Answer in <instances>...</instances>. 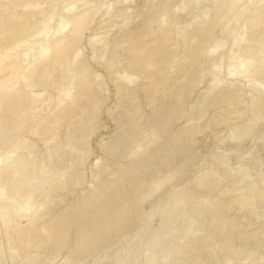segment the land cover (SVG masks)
<instances>
[{
    "label": "bare ground",
    "instance_id": "bare-ground-1",
    "mask_svg": "<svg viewBox=\"0 0 264 264\" xmlns=\"http://www.w3.org/2000/svg\"><path fill=\"white\" fill-rule=\"evenodd\" d=\"M135 1L137 0H112L110 5L112 7H116L115 11L112 12L108 9V7L102 10L98 3L96 6L86 7L84 0H0V41H3L6 44L4 48L1 46V49L0 47V144L2 142L1 139L5 138L2 136L11 134L9 137L16 139V136L13 137L12 135H16L19 130V132H21L22 128L26 127L28 124L26 127L27 131H24V134L27 132L26 136L23 135L24 137H22V139L16 143L14 140L9 139L14 141L12 143L15 144L12 145V143L9 141L12 146L10 147L9 143L8 145L10 148H7V150L0 153V248L5 241L9 245L7 246L10 249L9 253L11 257H14L21 251L24 253L23 257H29L30 254H32H29V248H32L33 246H42L47 249L51 246L52 242L58 246L57 250L60 251L69 243L70 231L65 230V232L62 233L58 232V230L61 229L59 227L63 222V214L61 217L54 218V220L50 222V225L44 223L45 221H43L44 224L40 226L37 225L38 227H33V225L38 220H42L40 219L42 215H46L43 214V211L48 212L47 209L51 207L50 204L53 201L51 193L54 190H65L67 187L69 189L70 186H74L77 183V179H73L74 174L72 175V178H69L72 174L69 173V170L72 171V168L75 167L74 162L79 156H81L79 158H82L81 160L84 158L86 159L85 154L81 153L79 148L82 143V139H85L83 138L85 134L84 132L88 130L90 131V128L94 123V119H97L95 118L96 115L94 112H98V106L100 105L102 99L96 97V89H98V85L95 83L98 82V78H91L89 67L87 65L88 61H86V59L81 56L78 45L83 34L85 33V30H87L92 25L96 18L101 19V24L99 25L103 26L102 24L106 23L107 25H104L103 28H100L102 31L98 29L99 33L97 32L92 35L89 38V43L92 46H98L97 50L100 51V54L96 55L97 58H93L102 60L104 65H106L110 71H108V73L113 71V66L116 59L115 56L119 48L128 45L126 50L129 54V62L127 61L128 64L124 67L122 66L123 69H121L119 72L117 71L119 76V85H117L118 87H116V91L119 97H121L122 101L125 100L126 97L133 96L134 88H130L129 90V87L135 82L136 79L139 80V77L142 76L145 77V80L146 78L151 80L152 84L149 82L151 85L157 83L155 86L162 88L160 83H163L162 81H164V79L168 76L166 70H170V68H178V65L182 67L184 66L183 63L181 64L180 59H178V54L176 53L178 50L174 51V49L181 48L184 52L183 59L191 61L192 65H202L204 59L211 57L214 58V63L209 69L204 70V68H199L198 72H196V76H199L198 78L201 76V78L204 79L205 76L211 75L210 81L208 82V96L215 91L223 93L224 91L228 92L230 89L235 88L237 84L240 85V83L248 82L249 89L253 95H251V102L247 105V110L243 107L244 111L246 110L247 112V116L243 124H236L231 127V134H229V136L234 143L239 144L246 140L252 133H254L258 123H261V121L263 122L264 120V36L260 37L261 39L257 38L258 40L254 39L253 36V34L259 28L264 26V0H186V3L192 2V7L201 6V9L203 7L204 12L196 15L195 17L193 16L194 18L188 24H182L180 27L177 14L175 12L178 1L163 0L161 3L157 4L158 0H145L144 2H141L137 5H133V2ZM44 4L48 5V10L45 11L47 12L46 19L43 20V16L45 18V15H43L41 17L42 21L40 23L36 17V20L40 24L35 21L33 26L36 27L33 29L31 28L32 19L35 16H39L38 14L44 11ZM122 6L123 8H120ZM145 9H148L147 11H151L148 13V16L146 17V20L143 22L142 26L140 25L136 28L130 29V27H128V23H130V21L126 23L127 20L124 19L122 21H126V24L122 22V24L125 25H122L123 27L121 26L119 28L120 34L114 35L113 37L110 36L109 32L111 33V30L108 28L106 29V27H108L111 21L115 22L116 19L122 17V15H119L118 17V13H126L129 20L131 18L133 22L137 17L140 18L143 15L142 12ZM20 11H22L23 14H21ZM189 14L191 13L187 11L188 16ZM56 16L59 18L57 20L58 23L55 26H52L51 22L53 19L55 20ZM217 28L222 32L229 34L228 50L225 51L228 42L226 40L221 41L222 39H218L219 41H213L211 46L207 45L210 46L207 50L202 51L205 48V44H208L212 41V34ZM175 34H177L178 37L177 41L170 42V37L174 36ZM156 40H160L161 46H158L159 48L153 44ZM171 49H173V52H167V50ZM237 54L239 55L237 56ZM117 56H119V54H117ZM225 58L228 60V69L224 68L223 63L225 62ZM153 63H157V66L156 68L153 66L155 69H150L149 67H151ZM184 71L187 72L188 68L186 69L185 67ZM100 78L101 77H99V79ZM236 81L238 82L236 83ZM158 82L161 86L158 84ZM151 85H148L149 88H152ZM183 85L184 84L182 82V86ZM49 88L57 89L56 96L47 92ZM235 89L232 90L234 91ZM100 90L101 89H98L99 92ZM157 90L158 88L153 89L152 92H156ZM127 91L132 92L127 94ZM160 91L162 90L160 89ZM165 91L166 90H164V92ZM240 91L229 93V97H227V99L225 98L227 107L221 109L222 111L216 120H214L215 118L213 119L214 122L216 121V124H223L224 122L228 123L230 121L229 117L234 114V116H237L235 117L236 120L242 116L244 112L242 107H239V110L237 109L238 106L242 105V100L244 99H242V91L241 93ZM186 93H191V91H186L184 94ZM222 94L221 96H223ZM176 95L178 96V94ZM224 95L226 94L224 93ZM171 97L172 95L169 98ZM173 97L174 99L176 98L174 95ZM153 98L154 97H149V100L153 101ZM217 98L221 97L216 96V98L213 99ZM83 99L88 100V108L91 110L90 113L88 112V117L82 122L79 121L80 123L77 125L74 124L75 127L72 130L68 129L70 131L66 135V142H61V144L63 143L62 145L57 144L59 141L58 139L56 141V138H54L56 135V130L61 127V122L65 117H67L66 115H68L69 112L74 113L76 109V112L78 111L80 108L79 104ZM146 100L148 99L146 98ZM206 100L207 98H205L201 104L207 102ZM164 102L165 101L162 103ZM173 102H168L166 105L161 107L152 104V106L154 105L156 107L152 109L153 112L151 117L156 115L160 116L163 114L162 112H166L167 115L175 113L174 115L176 116V108L178 106L174 108L175 105ZM217 102L219 105L220 102ZM244 102L245 101H243V103ZM162 103L160 104L162 105ZM208 104V106H210V103ZM214 106L216 105L214 104ZM211 107L212 106L209 108ZM47 109L50 110V113L46 117L43 116L42 113L46 112ZM174 109L176 110L174 111ZM129 112L132 111L129 110ZM133 114L131 113L132 118L130 121L131 123L136 124L139 118L132 116ZM174 115L173 118L175 117ZM25 117H28V119ZM169 117L170 116H167V119L163 121H158V123L154 125V129L150 131V134L146 132L144 135H139V133L136 135L135 131L137 130L134 131V134L132 132L133 128L130 126V128H128L129 131H125L121 134L119 132L120 136H117V141L112 142L113 146L108 147L110 150V156L113 153V155H116V148L119 149L121 144L125 142L128 144L136 143L138 148H143L141 153H144L147 149L145 147L148 146H142L141 143H143V141H145V139L148 137H150V143L148 144L150 147H155V145L159 146L158 143L155 144L156 141H154V139L157 137V131L160 128H164V126L167 128L168 119L170 120ZM155 119H157V117ZM127 120L129 119L127 118ZM134 126L135 125H133V127ZM67 128H69V125ZM193 129H198V127ZM200 130L201 129L195 130L193 132H199ZM183 131L187 132L186 128ZM79 134L82 135L80 136ZM35 135L37 138L39 137V141L41 139L45 142L44 144L46 146V151L44 152V157L48 161L46 167L43 166V161L39 154L37 156L32 151V149H35L34 146L36 147L37 145L36 142L30 143ZM17 136L19 137V135ZM160 136L161 135H158L159 138ZM181 140V136L178 135L174 138V140H168L169 142L167 141V143L164 141V145L153 148L152 152L149 151L151 153L148 154L147 159H144L145 161H137V159L132 162L129 161L131 163L129 165L126 164L129 169H125L126 172L130 173V175L133 174L135 177L136 175H134V173L139 171L142 166L146 167L148 164H146V162L151 161L158 155L162 156V152H166L167 148L168 151L171 150L169 149V146H175V148L180 146V143H182ZM260 140H262L261 142H264V136L260 138ZM118 143H121L120 146ZM24 149L29 150L27 155L21 152ZM183 149L184 148H182V151H185ZM17 150L22 154H18ZM105 150L107 151V149ZM136 150L137 149L134 151L138 152ZM173 150L175 149L173 148ZM122 151L124 150L122 149ZM12 153L14 155L10 157L9 154ZM168 153H170V155L173 153L174 156L165 154L166 157H162V161H160L161 163L159 162V168H161L159 170L162 172V169L164 168V170L166 169L165 172L162 174L159 173V171H156L160 174L159 177L156 179L152 178L153 180H150L151 182L149 181L150 183L146 184V186L144 183L140 182V180L132 183V191L130 189H126L124 187L126 184L124 185V183H126L125 181L128 179V177L126 176V172L122 171L115 177V179H113L114 181L111 183H105L100 187L99 190H97L98 187H93L96 188V190L94 189L95 191L92 190L93 194L90 193L93 196L91 195L92 197L89 200H85L87 201L86 204L80 209V214L78 213L80 217L85 219V221L77 227V231H79L77 233L78 235L74 244L71 242L75 246L70 252L69 258L66 257V259L70 260L73 256H78L80 254L82 255L86 252L90 253L92 248L104 240L109 239L111 235L121 232L126 227V223L129 221L128 214H130V204L134 198H137L136 203L140 202V204H142L141 202H144L146 199L148 200L151 198V196H155L156 193L161 189L163 190L164 186L166 187L167 185L168 187L169 184V187H171L170 183L172 181L175 182L174 180L181 174V167H173L175 166L173 165V163H175V158H177V155L181 152H177L176 149V153L173 151H169ZM66 154H70L69 159L73 162V165H71L72 168L70 167L69 169L68 167L65 170H58V164L61 163ZM134 155L132 153V156ZM222 157L215 155L214 158L217 160V162L219 161L221 165L219 166L223 169L221 170L224 171V175H220L216 169L210 168V170L208 169L209 171L206 172L205 175L196 177V180L192 181L191 186H189L190 184L187 186L185 184L183 187H175L173 190H169L167 195H165V206L163 208L159 206L161 209L157 210L158 205H153L151 210L147 212L141 219V225L139 226L138 232L136 235H134V237L127 240L126 242H123L122 246L120 243V247L116 246V249L113 248V250L115 249L114 254L113 250L111 253L109 251L108 253L112 254V257L111 255L107 256L106 254L105 256L103 255L104 257L101 256L103 257L101 259L98 255L100 259H96L92 263L210 264L209 262H211L213 264L211 261L213 260L215 261L214 264H221L223 262H225V264H231V261H233L232 264H264V254L262 257H256V254H254V248L252 249L248 245V240L250 239H253L254 241L256 240V243L258 241V244H260L264 238V235L262 238L258 236V228L253 229V227L257 225H260L258 227H264V213L262 214V212L258 211H262L263 208H257V206H260L258 204H264V174L261 172L259 173V171L257 172L255 169V171L253 169L251 170L249 167L250 165L248 166L249 162L246 160L243 161V166L241 165L239 167L238 165L239 168H231V166L228 164L229 160H223ZM113 159L114 156L112 160ZM254 162L257 161L254 160ZM98 163L99 162L96 164ZM181 163H183V161ZM250 163H252L251 160ZM66 164H68V162ZM145 164L146 166H144ZM100 166L102 167V165ZM104 167H102V169ZM104 169L103 172H105L107 168L105 171ZM121 170H123L122 167ZM67 173H69L70 176ZM98 174L99 173L97 172V175ZM78 179L80 180V178ZM46 184H49L48 190L45 189ZM222 184H224L226 188H223L224 190H222L221 196H226L218 197L214 200L210 197L207 198L206 201L203 199L204 201L202 202L194 203V205L191 207V213L194 217H192V219L188 218L189 220L187 219L188 221L186 222H184L186 219L183 220L181 222L183 225L180 228L179 226L175 228L178 230L173 229L174 223L179 221H177V219H181V217L188 214V212H184L186 208H183L185 210L183 212H181V210V213L178 215L174 214L176 211L178 212L176 208H178L179 205L182 206L181 204L183 202H187L189 200L197 201L201 193L213 191ZM23 188L28 190V192L26 191L27 196L21 199L20 192ZM143 188L145 189L144 191ZM230 191H233V194ZM227 193H231L232 196L230 195L231 197L227 198ZM35 198H42V203L40 202L41 204H39V202H36L38 199L36 200ZM36 203H38V205ZM159 203L160 202L157 204ZM173 205L177 206L176 208L174 207L176 211L171 212ZM174 208L172 210H175ZM237 209L244 211V220L241 219L238 221L233 218V222L232 219L229 221L230 218H227L228 211ZM157 216L160 218V221H158V226H156L154 223V220ZM25 218L27 221H29L27 225L22 224V220ZM198 220H200V223L202 222L203 227L204 225H207L212 227V230L213 227L217 228L224 226L225 228L229 224H233L232 227L233 230H235V234L238 236V238H241L244 241L242 247H227L226 252L224 251L225 256L222 257L224 260L221 259L217 253L212 257V255H209L211 237H206V234L199 237L201 235V231L199 232L196 228L194 229V226L198 223ZM245 222L251 224V231L257 230V232H251L249 230V233L247 230L248 228L244 227L242 224ZM74 226L72 225L73 229ZM218 229H216V231H218ZM212 235L213 234H211V236ZM260 246L261 245H259V247ZM38 249L40 248L38 247ZM211 249H213V246ZM203 251H206L207 253H203ZM256 252L257 251H255V253ZM191 258H194L192 263H190ZM69 263L67 261L63 264ZM80 263L83 264V261L79 262L78 264ZM47 264L56 263L52 259L50 262L48 261Z\"/></svg>",
    "mask_w": 264,
    "mask_h": 264
},
{
    "label": "rangeland",
    "instance_id": "rangeland-1",
    "mask_svg": "<svg viewBox=\"0 0 264 264\" xmlns=\"http://www.w3.org/2000/svg\"><path fill=\"white\" fill-rule=\"evenodd\" d=\"M84 1H85L84 3H85L86 7L96 6L97 3H98L102 10H104V9H106L108 7V9L113 12V11H115V8H116V7H112L110 5L112 0H84ZM144 1L145 0H137V1L133 2V5H135V4L137 5V4H139L141 2H144ZM162 1L163 0H161V1L158 0L157 4L161 3ZM176 1H178V3L176 5L175 12H176L177 17H178V23L180 24V25L178 24L179 27L182 24H188L196 15L201 14V13L204 12V8L202 7V9H201V6L200 7H192V5H191L192 2L191 3L190 2L186 3V0H176ZM174 4H175V2H174ZM44 7L46 9L44 8V11L42 13L38 14L39 16L33 17L32 24H31L32 26L34 25L33 23H35V21H37V20L41 23V21H42L41 17L43 15H45V18L43 16V20L46 19L47 12H45V11L48 10L47 9L48 5L44 4ZM120 8H123V6L120 7ZM19 9H21V8H19ZM148 9H150V8H148ZM147 10L145 9L142 12L143 15L140 18L137 17L133 22H132L131 18L129 20V18L127 17L128 15L126 13H124V12L118 13V17H119V15H122V17H119L120 19L119 18L116 19L117 18L116 17L115 18L116 20L114 19L115 22L111 21V23L108 25V27H106V29L108 28L109 30H111V33L109 32L110 36L113 37L114 35L120 34L119 28L123 25L122 22L123 23L126 22V21H122L124 19L127 20L126 23H128L130 21V23H128L129 24L128 27H130V29L136 28V27H138L140 25L142 26L143 22L146 20V17L148 16V13L151 11V10L150 11H147ZM153 11H154V9H153ZM185 11H186V13H185ZM187 11H189L191 13V14H189V16L187 15ZM20 13L23 14L22 11H20ZM123 14H125V15H123ZM39 19H41V20H39ZM58 19H59L58 16H56L55 20L54 19L52 20V22H51L52 26L53 25L55 26L58 23V21H57ZM38 21H37V23L40 24ZM99 24H101V19L96 18L95 21L92 23V25L87 30H85V33L83 34L82 39H81V41H80V43L78 45V47L80 49L81 56L83 58H85L86 61H88L87 65L89 67V72L91 74V78H93V79L98 78L97 79L98 82L96 80L97 83H95V84L98 85L97 86L98 89L102 90V91L100 90V92H99L98 89H96V97L102 99L100 105L98 106V112H94L95 115H96L95 118H97V119H94V123H93L94 125L92 124V127L90 128L91 130L90 131L88 130V131L84 132L85 134H84L83 138H85V139H82V143H81L80 148H79L81 153L85 154L86 159L84 158L83 160H81L82 158L79 159L81 156L78 155L79 157L74 162V166L75 167L73 166L74 168H72L71 165H73V162L69 159L70 158L69 157L70 154H66L65 155V157L63 158L61 163L58 164L59 165L58 166V168H59L58 170H63V169L65 170L68 167L70 169V167H71L72 171L68 169L70 171L69 172L67 170L70 174L72 173L71 176H70L69 173H67L70 176V177L69 176L68 177L72 178V175L74 174L73 175V179H77V183L74 186H70L69 189L67 187L65 190L64 189H58L57 191L54 190L51 193V197L53 198V201L50 204L51 207H49L47 209L48 212L43 211L44 212L43 214H46V215H42V217L40 218L42 220H38L36 222L37 224L35 223L34 224L35 226L33 225V227H38V226H40V225H42L44 223H47V224L50 225V222L53 221L54 218L61 217L62 214H63V216H62V217H64L62 219L63 222H62V225H60L59 228H61V229H59L58 232L62 233V232H65V230H69L70 231L69 243H68V245L65 246V248H63L60 251L57 250L58 246L54 242H52L51 246L47 248L48 250L45 247H42V246H38L40 249H38L37 246H35V247L33 246L32 248H29L28 249L29 254L32 253V254H30L29 257H26V256L23 257V255H24L23 251H21L20 253L16 254L14 257H11V255L9 253L10 249L8 247L9 245L4 241L2 246H1V248H0V264H47L48 261L50 262V260H52V259L54 260V262L56 264H63L64 262H67V261H68V263L70 262L69 264H78L79 262H82V261H83V264H84V262H85V264H93L92 263L93 261H95L96 259H100V258L102 259L106 254H107V256L111 255V257H112V254H109L108 252L110 251V253H111L113 248H115L116 246L120 247L119 246L120 243H121L120 245L122 246L123 242H126L127 240H129L132 237H134V235H136V233L138 232L139 226L141 225V223H140L141 219L144 217V215L147 212H149L151 210L153 205H158L157 210H159V209H161V208H163L165 206V202H166V196L165 195H167V192L169 190H173L175 187H177V188L178 187L180 188V186L183 187V186H185V184H186V186L189 185V184H190L189 186H191L192 185V181H195L196 177H201V176L205 175V173L208 172L210 170V168L211 169H216L220 175H224V173H223L224 171H222L223 169L220 167L221 165H220L219 161L217 162V160L214 158L215 155H219L220 157L223 156L224 157V158L222 157L223 160H227V161L229 160L228 164H229V166H231V168H234V167L235 168H239L241 165L243 166V161L246 160V161L249 162L248 166L250 165L249 167L251 168V170L255 169L257 172L259 171V173L261 172V173L264 174V142H261L262 140H260V138H262L264 136V120H263V122L261 121V123H258V126L255 129L254 133H252L246 140H244L243 142H241L239 144L234 143L233 140L229 136V134H231V127L233 125H236V124H243V122L246 119V116H247V112H246L247 105L251 102V98H252L251 95H253V94H251L252 92L249 89L248 82L240 83V82H243V81H240L239 82L240 85L237 84V86L235 87L238 90H236L235 88H232V89H235L234 90L235 92L240 91V90L242 91V93H241V91H240V93L242 94V99L243 98L244 99L243 100L241 99L242 100V105L238 106V108H237L238 110H239V107L240 108L242 107V109L244 107V109H246L245 111L243 109L244 112H243L242 116L237 118V120H236L235 117H237V116H234L235 115L234 114V115H231L229 117L230 121L228 123L224 122L223 124H218V123L216 124V121L214 122V120H216V118L221 113V111H222L221 109H224V108L227 107V104H226L225 100L227 99V97H229V93H235V92L232 89H230V91H228V92L224 91V93L226 95H228V96H226V95H224L223 92H218V91L216 92L215 91V92H212V94H210L208 96V94H207L208 93L207 92L208 91V87H209V83L208 82L210 81L211 75H207L203 79V78H201V76H200V78H198L199 76L198 77L196 76V72H198L199 68H202V69L204 68V70L209 69L214 63V60H213L214 58L211 57V58L204 59V62L202 63V65L201 64L200 65H198V64L197 65H192L191 61L183 59L184 58V52H183V50L181 48H179V49H174V51L178 50L176 52L178 54V59H180L181 64L183 63L184 66L182 67V66L178 65V68L176 67L177 69L176 68H173V69L170 68V70L167 69L166 72H167L168 76H167V78L164 79V81H162L163 83H160L162 86L158 82V84L162 88H160L159 86L156 87L155 85L157 83L154 84V85H151L152 81L148 80L147 78L145 80V77L142 76V77H139V80L136 79L135 82H134L135 84L133 83L129 87V90H130V88L131 89L134 88L132 97L135 98L137 96L135 98V100L132 97H126V99L122 101L121 97H119V95H118V93L116 91L117 90L116 87H118L117 85H119L118 72L121 69H123V67L125 65H127L128 62H129V54H128L127 50H126L128 48V45H125V46H122L121 48H119V50H118L119 52L117 51V54H119V56H117V54L115 56V58H116L115 59V64L116 65L114 64V66H113V71H112L113 74H112V72L108 73L109 70L106 67V65H104L103 61L93 58V57L97 58L96 55L100 54V51L97 50L98 46L97 45L96 46H92L89 43V38L92 35H94L95 33H97L98 29L102 31V29H100V28H103L104 25H107V23L106 24H102L103 26H101ZM113 24H115V25H113ZM97 25H99V26H97ZM111 25H113V26H111ZM32 26H31V28H33V29L36 27V26H33V27ZM263 28H264V26L259 28L253 34L254 39L258 40L257 38L261 39L260 37L264 36V31H263L264 29ZM262 31H263V33H262ZM177 38H178L177 34H175L174 36H171L170 37V42L171 41L172 42L177 41ZM218 39L219 40L222 39L221 41H225L226 40L228 42L227 43V47L225 48V51H227L228 48H229V41H228L229 40V34L225 33V32H222L218 28L215 29V31L212 34V41L209 42L208 44H205V46H204L205 48L203 47L204 49L202 51L207 50L213 44V41H219ZM153 44L156 45V47L161 46L160 45V40H158V41L156 40L155 43H153ZM5 45L6 44L3 41H0V47L2 46L4 48ZM207 45H210V46H207ZM2 47H1V49H2ZM120 50H121V52H120ZM167 52H173V49L167 50ZM238 55L239 54H237V56ZM224 61H225L223 63L224 64V68H227V66H228L227 65V63H228L227 58H225ZM153 66L156 68L157 63H153L151 65V67H149V68L150 69H155ZM201 66H203V67H201ZM185 67H186V69L188 68L187 72L184 71ZM168 72H170V73H168ZM97 76H99L101 78L99 79V77H97ZM193 78H194L195 81L193 80ZM196 79H197V81H196ZM225 80H226V78H225ZM182 82L184 84L183 86H182ZM237 82L238 81H236V83ZM185 83H186V85H185ZM148 85H151L152 88L151 87L149 88ZM97 87H95V88H97ZM153 87H155V88H153ZM184 87H185L186 90L184 89ZM135 88H137V89H135ZM156 88H158V90L156 92H152V90L156 89ZM187 88H189L191 90H189ZM160 89L162 91H160ZM164 90L167 91V92L165 91L166 94H165ZM183 90H185V91H183ZM231 90H232V92H231ZM186 91H189V92L191 91V93L184 94ZM47 92L49 94H54L56 96L57 89L56 88H54V89L53 88L52 89L49 88V90H47ZM129 92H132V91H127L126 93L128 94ZM178 92H180V93H178ZM217 93H218V95H217ZM176 94H178V96ZM189 94H190V96H189ZM205 94H207V95H205ZM214 94H215V96H214ZM221 94L223 96H221ZM171 95H172V97H171L172 99L169 98ZM173 95L175 97L176 96L177 97L174 99ZM183 95H187V96H183ZM216 96H218V97L220 96L221 98L213 99V98H216ZM149 97H154L155 99L153 98V101H152V100H149ZM208 97H209V99H208ZM117 98H119V99H117ZM146 98L148 100H146ZM205 98H207V100H206L207 102H205L204 104H201L202 101ZM129 99H130V101H129ZM132 99H133V101H132ZM120 100L122 102H124V103H122ZM223 100H224V102H223ZM163 101H165L164 102L165 104L162 103ZM217 101L220 102L219 105H218ZM243 101H245V102L243 103ZM148 102H149V104H148ZM168 102H173L174 105H175L174 108H176V106L180 107V108H178V107L176 108L177 111H179V112L176 111V116L174 115L175 114L174 112H173L174 114H171V115H167L166 112H162L163 114L161 113L162 115H160V116L156 115V116H152L153 118L151 117L152 112H153L152 111L153 108H155L156 106L161 107L163 105H166ZM160 103H162V105ZM208 103H210V106H212L211 108H209L210 106H208L209 105ZM152 104H155L156 106L153 105L154 106L153 107ZM206 104H207V106H206ZM214 104L216 106H214ZM88 106H89L88 100L87 99H83L81 101V103L79 104L80 108L78 107L79 109H78L77 112H76V110H77L76 109L74 111V113L73 112H71V113L69 112L68 115H66L67 117H65L63 119V121L61 122V127H59L58 130H56V135H55L54 138H56V141L58 139L59 143L57 142V144L62 145L64 142H66V135L70 131L68 129L72 130L75 127L74 124L77 125L78 123H80L79 121L82 122V121H84V119H86L88 117V115H89L88 112L90 113V111H91L88 108ZM200 106H202V107H200ZM199 108H201V109H199ZM176 109H174V111ZM129 110L132 111V112H129ZM49 113H50V110L47 109V111L43 112L42 115L47 117ZM97 113H98V115H97ZM131 113L132 114L134 113L132 116H136V117L139 118V120H137L136 124L135 123L133 124L130 121L131 118H132L131 117ZM173 115L175 116L174 118H173ZM167 116H170L169 118H170V120L172 118V120L170 121L168 119L167 128H165L166 126H164V128L162 127V128L159 129L160 131L159 130L157 131V133H158L157 137H156L157 139L155 138L156 140L154 139V141H156L155 144L158 143L159 146L155 145V147H161L162 145L165 144V142L167 143L168 140H171V139L174 140V138L177 137L178 135L181 136V138H182L181 142L182 143H180L181 145L179 144L180 146H177L176 148H175V146L174 147L169 146V149H171V150H169L170 152L173 151L174 153H176V149H177V152L178 151H179V153L181 152L180 153L181 155L180 154L177 155L178 159L175 158L176 161L174 160L175 163H173V165H175V166L172 165L174 168L176 166L177 167L178 166L181 167L180 176L174 180L175 182L172 181L171 182L172 184L170 183L171 187H169V184H168V187H167V185H166V187L164 186L163 190L161 189L162 191L161 190L158 191L157 192L158 194L157 193H156V195L154 194L155 196H151V198H149L148 200L146 199L144 202H141L142 204H140V202H138L139 204L136 203L137 198L136 199L134 198V200L130 204L131 205L130 206V214H128L129 221H128V223H126V227L121 232H119L118 234L111 235V237L109 239L104 240L103 242H101L100 244H98L97 246L92 248L90 253L86 252V253H84L82 255L80 254L78 256H73L74 258L72 257L70 260L66 259V257L69 258V254L73 250V247L75 246L73 244H74L75 239H76V237L78 235L77 233L79 232V231H77V227L79 225H81L85 221L84 218L79 216L80 209L83 208L82 206H84L86 204L87 201H85V200H89L93 196L92 195L93 194L92 190H94V189L96 190L97 187H98L97 190H99L100 187L102 185H104L105 183H107V182L111 183L112 181H114L113 179H115V177L120 172H122V171L126 172V170H129L128 166L126 164L129 165L132 161H135L136 159H137V161H145L144 159H147L148 154H150L152 152L153 148H155V147H152V146H151L152 147L151 148L148 145L150 143L149 142L150 137H148L149 139L147 138V139H145V141H143V143H141L142 146H144V145L148 146V147H145L148 150L146 149L145 150L146 152H144V153H141L143 148L142 149L138 148V145L136 143L135 144L134 143L133 144H128L127 142L124 141L125 143H122V144L118 143L119 146H120V144H121V146L122 145L123 146L122 147L118 146L119 149L116 148L115 154L117 155V152H118V155L117 156L113 155L114 154L113 153L112 155L114 156V159L112 160L113 156L112 155L110 156V150H109L108 147L109 146L110 147L113 146L112 142L117 141V138L120 136V134L125 132V131H129L128 128H130V127L133 128V131L131 130L133 133H134L135 130H137V131H135L136 135H138V133H139V135H144V134H146V132H148L150 134V131L154 129V125L156 123H158V121L160 122V121H163V120L167 119ZM156 117H157V119H155ZM159 117H160V120H159ZM25 118L28 119V117H25ZM127 118L129 120H127ZM151 120L154 121V122H152ZM156 120H157V122H156ZM139 121H140V123H139ZM66 122H67V124H66ZM137 123H138V125H137ZM152 123H153V125H152ZM169 123H171V124H169ZM68 125H69V128H67ZM133 125H135V126L133 127ZM151 125H152L153 128L151 127ZM27 126H28V124H27ZM71 126H73V127H71ZM191 126L193 128H195V127L197 128L198 127V129H193ZM26 127L22 128L23 133H22V131L19 132L20 131L19 130L16 135H12L13 137L16 136L15 137L16 139H13V138L9 137L11 134H8L6 136L5 135L2 136V137H5V138L4 139L2 138L3 140L1 139L2 142L0 144V153H2L3 151L7 150V148H10L16 142H19L22 139V137L26 136L27 132L24 134V131H27ZM168 127H169V129H168ZM92 128H94V129H92ZM138 128H140V129H138ZM185 128H186L187 132L183 131V130H185ZM190 128H191V130H190ZM121 129H122V131H121ZM199 129H201L199 132H193V131L199 130ZM119 132H120V134H119ZM189 132H190V134H189ZM148 133H147V135H148ZM192 133H193V135H192ZM17 135H19L20 138ZM158 135H161L160 138L161 137H163V138L160 139L158 137ZM38 138L35 135L32 138V141H30V143L31 142H34V143L36 142L37 143L36 147L34 146L35 149H32V151L37 156L39 154V156L41 157V159L43 161L42 162L43 166L46 167L48 161L44 157L45 156L44 152L46 151V149H45L46 146L44 144L45 142H44V140L42 141L41 139L39 141ZM44 138H46V137H44ZM9 139L14 140L15 143H12L14 141L9 140ZM158 139H160V140H158ZM165 139H167V140H165ZM9 141L12 143V145H11V143ZM84 141H85V143H84ZM61 142H63V143L61 144ZM9 143H10V147L8 145ZM108 144H111V145H108ZM131 145H132V147H131ZM135 146H136V148H135ZM1 147L4 148V149H2ZM181 147L184 148L183 150H185V151H182ZM81 148H82V150H81ZM126 148H127V150H126ZM173 148L175 150H173ZM105 149H107V151L109 150V152H108L109 154L107 153V151ZM122 149L124 151H122ZM135 149H137L136 151H138V152H135L134 151ZM138 149H140V150H138ZM28 151L29 150H25L24 149L21 152L24 153L25 155H27L29 153ZM132 151H134V152H132ZM149 151H151V152H149ZM169 151H168V148H167L166 152H164V151L162 152V154H163V155L161 154L162 156L158 155L157 157H155L156 159L154 158L151 161L146 162V164L148 163L149 165L147 164V166H146V164H145L144 166H146V167L142 166L141 169L139 170L140 172L136 171L134 173V175H136L135 177L133 176V174L130 175V173L126 172V174H127L126 176L128 177V179L125 181L126 183H124V185L125 184L126 185L124 187L126 189H128V190L130 189L132 191L131 187H132V183L133 182L141 180L140 182L144 183V185L146 186V184H149L151 182L150 180L158 178L159 175H160L159 173L163 174V172H165V170H166V169L164 170V168L162 169V172L159 170V169H161V168H159L160 167L159 164L161 163L160 161H162V157L164 158V157H166V155H170V153H168ZM21 152H18V150H17L18 154L19 153L22 154ZM129 152L131 153V155H130ZM132 153H133V155L134 154L135 155L132 156ZM136 154H137V156H136ZM9 155L11 157L14 154L12 153V154H9ZM170 156H174V154L172 153ZM179 158H181V159H179ZM182 158H183V160H182ZM253 159L255 161H257V162H254ZM80 160H81V163H80ZM180 160H182L183 163H181L182 161H180ZM250 160L252 161V163H250ZM129 161H131V162H129ZM184 161H186V162H184ZM64 162H65V164H64ZM67 162H68V164L69 163L70 164L69 165L66 164ZM97 162H99L98 164L102 165V167L106 166V167H104L105 169L107 168L106 171L103 168L105 172H103V169H102V167L100 165L96 164ZM150 162H152V163H150ZM60 165H61V167H60ZM238 165H239V167H238ZM64 166H65V168H64ZM95 166H98V167H95ZM123 166L126 167V168H124ZM121 167L123 168V170H121ZM141 170H143V171H141ZM156 171L157 172L159 171V173H157ZM97 172L99 173L98 175H97ZM101 172H103V173H101ZM155 173H156V175H155ZM128 174H129L130 177L128 176ZM113 175H114V177H113ZM78 178H80V180ZM141 178H143V179H141ZM93 187H96V188H93ZM224 187H225V185L222 184V185L218 186L213 191L203 192V193H201V195H199V199L197 201H193V200L190 201L189 200L187 202L186 201L183 202L181 205L184 206V207L179 205L180 207L178 206V208H176L177 206L173 205L172 209L175 207L178 210V212L176 211L175 208H174L175 210H172L171 208L170 209H171V212L172 211H176L177 213L176 212L174 213L176 215H178L179 213L183 212L185 210L183 208H186V210L184 212H188V214L183 216V217H181V219L178 218L177 221L178 220L179 221L177 223L173 222L174 223V225L172 224L174 226L173 229L177 228L178 226L180 228L183 225L181 223L183 220L186 219L184 221V222H186L189 219H192V217H194L192 215V213H191V211H192L191 207L194 205V203L202 202L204 200L206 201L207 198H210V197H211V199L214 200V199H216L218 197L226 196V195H224V196L222 195L221 196V193H222V190H224L223 189ZM45 189H47V190L49 189V184L45 185ZM144 190L145 189L143 188V191ZM26 191L28 192V190H25V188H23L21 190V192H20L21 193L20 194L21 195V199H23V197L27 196ZM230 192L233 194V191H230ZM90 193H92V194H90ZM231 193H227V198H230L232 196ZM35 199L36 200L38 199L36 202H39V204H41L42 201H43V200H41L42 198H35ZM54 199H55V202H54ZM158 202H160V203L157 204ZM36 204L38 205V203H36ZM52 204H53V206H52ZM258 205H260L259 207H261V208H259L258 206H257V208L258 209H262L263 208V210L262 211L258 210V209L257 210L259 212H262V214H263L264 213V206H263L264 204H262V205L258 204ZM49 209H51V210H49ZM64 210H65V212H64ZM55 213H56V215H55ZM189 214H191V215H189ZM244 215H245L244 211H241V210H238V209L237 210H231V211H228L227 218L228 219L230 218L229 221H231V219H232V222H233V218L238 220V221H240L241 219L244 220ZM71 219H72V221H71ZM22 221H23L22 222L23 225H27L28 222H29V221H27L26 218L23 219ZM43 221H45V222L43 223ZM158 221H160V218L157 216L155 218V220H154V223H155L156 226L159 225ZM197 222H196L197 224H195V226H194V229L196 228L199 232L201 231L200 232L201 235L200 236L198 235V236L201 237V236H204L206 234V237H211V239H212V240L210 239V252H209V255H212V257L217 253L219 255V257L224 260V258H222V257L225 256V252L227 250V247L228 248H233V246L235 248H241L242 247L244 241L241 238H238V236L235 234V230H233V227H232L233 224L232 225L229 224L225 228H224V226H220V227H217V228L213 227V230H212V227H210V226L204 225V227H203V224H202V222L200 223V220H198ZM242 224L244 225V227L248 228L247 229L248 231L252 230L251 224L246 223V222L242 223ZM72 225L73 226L75 225L74 229H73ZM172 225H171V227H172ZM196 225H198V226H196ZM248 225H249V227H248ZM258 226H260V225H257L255 227H253V229L254 228L255 229L258 228V232H257V230H255V231L253 230L251 232H257L258 236H260L262 238V236L264 234H261V233H264V231H263L264 227H262V226L258 227ZM1 229H3V228H1ZM216 229H218V231H216ZM175 230H178V229H175ZM250 231H249V233H250ZM259 232H261V233H259ZM211 234H213V235L211 236ZM234 234L236 235V237H235ZM114 235H115V237H114ZM208 235H210V236H208ZM260 242H261V240H260ZM261 243L258 244V241L256 243V240L254 241L253 239L248 240V245L252 249L254 248V254H256V257H262V255L264 254V238H263V241ZM53 244H54V246H53ZM256 244H257V246H256ZM69 245H72V246H69ZM259 245H261V246L259 247ZM212 246H213V249H211ZM35 248H37V249H35ZM43 248H45V249H43ZM255 248H257V249H255ZM114 250H113V254H114ZM106 251H107V253H106ZM255 251H257V252L255 253ZM203 253H207V252L203 251ZM98 255L100 256V258H99ZM101 256H103V257H101ZM193 259L191 258L190 259L191 261L189 260L190 263H192ZM232 260H233V258H232ZM211 261L214 264L215 261H213V260H211ZM209 263L212 264L211 262H209ZM230 263L232 264L233 261H231ZM80 264H82V263H80ZM186 264H189V263H186ZM221 264H225V262H223Z\"/></svg>",
    "mask_w": 264,
    "mask_h": 264
}]
</instances>
